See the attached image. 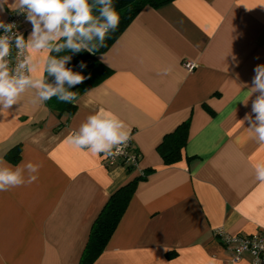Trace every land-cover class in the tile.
Instances as JSON below:
<instances>
[{
    "label": "crops",
    "instance_id": "0c3cea01",
    "mask_svg": "<svg viewBox=\"0 0 264 264\" xmlns=\"http://www.w3.org/2000/svg\"><path fill=\"white\" fill-rule=\"evenodd\" d=\"M261 4L173 0L147 6L98 56L110 73L77 97L72 114H58L45 102L33 105L37 89L0 113V167H21L25 181L0 192V264H78L107 198L144 174L93 264H252L248 252L232 261L220 232L264 231V185L254 179L264 145L245 120L256 95L249 91L254 69L264 65ZM10 11L5 6L0 20ZM20 27L27 39L32 25L24 18ZM25 51L36 63L31 75L40 77L49 52ZM101 109L130 131L141 155L130 172L105 166L101 155L67 141ZM184 121L182 158L165 165L157 146ZM16 145L14 164L5 154ZM29 162L38 172L26 167ZM34 175L38 179L27 184Z\"/></svg>",
    "mask_w": 264,
    "mask_h": 264
},
{
    "label": "clouds",
    "instance_id": "9594fccd",
    "mask_svg": "<svg viewBox=\"0 0 264 264\" xmlns=\"http://www.w3.org/2000/svg\"><path fill=\"white\" fill-rule=\"evenodd\" d=\"M96 2L101 6L99 16L94 15L93 5L89 0H12L11 3L9 0H0V11L7 6L13 12L23 14L26 21L32 25V31L27 35V39L23 33L14 36L0 35V113L9 111L13 106H20L22 95L28 89L38 90V101L33 100L31 102L33 105L43 104L54 96L65 102L76 101L77 92L67 91L64 85L67 83L69 87H74L88 77L66 67L70 56L50 58L44 62L43 72L55 76V86L44 82L43 72L38 78L31 75L36 68L31 55L25 57L15 68H10L7 58L11 54L13 43L18 53L24 49L29 53L50 52L53 50L50 44L55 42L56 51L68 48L76 53L86 51L95 54L104 46L110 30L114 31L120 22L113 0ZM258 6L264 7V4ZM15 27L14 23L0 20V29L5 33L12 32ZM94 38L100 42L99 48L95 44L90 45L89 42ZM61 40L63 43H60ZM86 66L81 62V68ZM254 72L249 91L251 95H256L252 101L251 113L245 116V120L250 122V130L255 133L256 142L264 145V65H257ZM243 102L247 104V100ZM252 114H255L254 119ZM129 140L130 131L124 130V123L115 114H109V111L103 109L87 116L78 131L67 137V141L75 148L86 149L93 156L103 154L105 158L112 155L113 149L117 146H127ZM26 167L32 172H38L39 168L31 162ZM22 171L19 166L15 170L0 167V192L24 186ZM37 179L38 176L34 175L29 178L27 184L34 183ZM254 179L264 185V163L254 166ZM253 247L264 251V242H254Z\"/></svg>",
    "mask_w": 264,
    "mask_h": 264
},
{
    "label": "trees",
    "instance_id": "16d2710c",
    "mask_svg": "<svg viewBox=\"0 0 264 264\" xmlns=\"http://www.w3.org/2000/svg\"><path fill=\"white\" fill-rule=\"evenodd\" d=\"M171 1L173 0H113V6L119 14L120 22L114 31L110 30L103 47H100V42L96 38L89 42L90 45L95 44L98 48L100 47L95 54H90L86 51L76 53L68 48L56 51L54 50V43L51 47L53 50L48 53L47 59H60L65 56H70L71 59L66 64V67H69L74 72H79L88 77V79L84 82L74 87H69L67 83H65L64 88L67 91L77 92L78 97L91 86L101 82L110 73V70L100 63L98 56L105 52L117 40L125 28L143 8L147 6L158 8ZM89 3L93 5L94 15L99 16V8L101 6L96 2V0H89ZM60 43H63V40H61ZM81 62L85 63L87 66L85 68H81ZM44 82L55 86V76L44 72ZM45 103L58 114L64 112L72 114L75 110L74 102L61 101L55 96ZM188 129L189 121H184L172 132L163 136L161 142L157 146V152L161 156L165 165H172L181 160V152L188 139ZM5 158L11 163H17L20 158V145H16L9 149L5 154ZM125 169L128 172L133 170L130 166H125ZM144 178L145 174L137 176L110 194L91 225L89 236L78 264H93L101 255L107 242L114 233L121 217L127 209L138 183Z\"/></svg>",
    "mask_w": 264,
    "mask_h": 264
},
{
    "label": "built area",
    "instance_id": "2783aa9c",
    "mask_svg": "<svg viewBox=\"0 0 264 264\" xmlns=\"http://www.w3.org/2000/svg\"><path fill=\"white\" fill-rule=\"evenodd\" d=\"M25 18L23 14H17L13 11H10L7 15V18L4 20L5 23H14L16 25L13 28L12 32L5 33L3 29H0V35H9L14 36L16 34L23 33L25 38L26 34L23 29L20 27V22ZM26 57V51L21 50L19 53L14 46L12 45V50L10 56L7 58L9 61L10 68H15V66L22 62ZM185 68L188 70H192L194 65L190 62L184 63ZM27 74V70H24ZM119 150V151H118ZM122 152V154H121ZM103 163L105 166H114V165H122V166H130L135 169L140 160V153L137 150L133 149L132 143L129 140L127 146L119 145L116 149H113L112 155L105 158L103 154H101ZM222 243L225 246H228L232 250V261H238L240 256L248 252L253 256L252 264H264V251L259 248H254L253 243L264 242V231H258L249 235H228L220 232ZM246 245V247H245Z\"/></svg>",
    "mask_w": 264,
    "mask_h": 264
}]
</instances>
